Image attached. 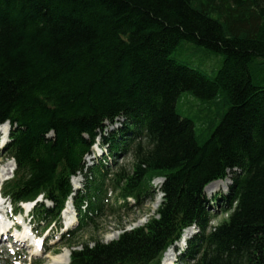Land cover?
<instances>
[{"label":"trees","instance_id":"trees-1","mask_svg":"<svg viewBox=\"0 0 264 264\" xmlns=\"http://www.w3.org/2000/svg\"><path fill=\"white\" fill-rule=\"evenodd\" d=\"M184 94L202 105L198 126L176 109ZM5 122L16 167L0 191L15 212L42 196L30 219L42 229L61 226L72 197L67 264H160L191 226L181 264H264V0H0ZM98 139L130 168L105 170L103 154L87 165ZM228 177L215 202L226 217L210 226L204 189ZM156 178L161 202L144 224L77 247L104 214L153 198Z\"/></svg>","mask_w":264,"mask_h":264},{"label":"rangeland","instance_id":"rangeland-1","mask_svg":"<svg viewBox=\"0 0 264 264\" xmlns=\"http://www.w3.org/2000/svg\"><path fill=\"white\" fill-rule=\"evenodd\" d=\"M185 58L188 60H186ZM185 58L183 59L185 63L193 65L195 67L200 66V62L203 61V59L201 61H198V58L194 57L192 53H187ZM206 69L204 67L202 68V70L208 74L209 72ZM176 109L181 115L192 118L196 126L199 125L202 105L197 98L189 94L182 95L176 102ZM120 121L121 120L119 119L113 124L107 123L106 133H109V131H111L113 128H117ZM99 143L100 139H98L96 144L93 146L92 154L86 156L85 160L87 162V165L98 164L99 161H103L101 158H99V156L103 154L105 160H107V162L105 161L107 163V165L105 166V170L111 171L114 170L117 166H122L126 170L130 168L132 162V156L130 154H120L118 156H112L106 149L99 145ZM9 163L10 159H7L3 151L0 149V168ZM225 180L227 181V183ZM225 180L213 181L212 183H210L209 187H205L204 189L205 196L208 200L207 207L211 218L210 226L218 224L226 217V213L223 210L224 202L219 199L218 204L215 205L217 197L227 192L230 178L228 177ZM71 183L73 186L80 188L83 185V176L80 174L73 176L71 178ZM161 183L162 180L159 178L153 180L152 187L150 188V192L153 193V198H146L142 200L143 204L140 208L134 206V201L132 199H129L128 201L130 204H128L126 208L122 207L120 210H118L117 214H104L96 220L95 225L83 228L81 230L83 232L79 233L78 237L75 238V241L78 242L77 247H80V244L83 240H87L89 238L99 239L103 242H108L112 239H115L120 233V226H125L127 229H130L131 227H136L144 224L149 216L151 217L155 214V211L157 210L161 202V194L158 191ZM224 184L226 185L224 186ZM105 189L106 196L104 198V206L109 208V206L113 204V199L116 196V192L113 189L111 180H107L105 182ZM4 206L8 209V201L4 203ZM2 211L3 209L0 210L1 213H3ZM1 213L0 219L2 220ZM30 217L31 216H29L27 219H30ZM9 219V222H11L12 219ZM61 224L64 225L63 217L61 218ZM76 225L77 223L75 222V225L69 229H74ZM31 226L32 225L28 222V220H26L21 224L20 229L17 233H14L13 231L11 235H8L10 237L9 241H0V264H33L34 262H36V264H49V261L53 255L63 253L64 249H67L70 252L74 248L66 247L65 245L66 241H70L66 240L69 236L68 228H65L63 226V228L58 229L56 228L57 226L55 227L52 224L50 230L48 228L42 233L41 238H43V241L42 246L40 247V240L37 234H41V227L36 226V229L32 230ZM191 228V232L187 236L186 240L197 232L196 227L192 226ZM185 230L187 231V228L184 229L182 234L186 232ZM15 234H18L19 237L23 234H27L28 236H30V239H28V241H26L25 243L18 242V244L11 245L12 239L17 238L14 236ZM185 247L186 246L183 244L182 240L177 242L174 248L169 249L168 252L170 259L167 260L166 263L172 260L174 261L173 264H181L178 259V255L180 254V251ZM15 257L17 261H14Z\"/></svg>","mask_w":264,"mask_h":264},{"label":"bare ground","instance_id":"bare-ground-1","mask_svg":"<svg viewBox=\"0 0 264 264\" xmlns=\"http://www.w3.org/2000/svg\"><path fill=\"white\" fill-rule=\"evenodd\" d=\"M7 137H8L7 125L6 124H1L0 125V149L1 150H3L4 146L7 143V140H8ZM13 169H14V167H13V162L12 161H10L9 164H6V165H4V166H2L0 168V186H1V184L3 183V181L5 179H7L8 177L11 176V174L13 172ZM226 183H227V181H226ZM209 185H207L206 187H209ZM225 185L226 184H224V186ZM1 203H2V200L0 198V207H1L0 210H2V208H3ZM30 207H31L30 204H28V203L24 204V208H25L26 211H28V209ZM70 208H71V199L69 198L67 203H66V205H65V207H64L63 213H62L63 214V219H64V225L63 226L65 228H68V229L73 227L75 225V222H76V217H75L73 211L70 210ZM2 216H3V213H1V217ZM2 220L5 221L3 219V217H2ZM2 220L0 219V241L2 240V238H4L5 235L7 236V229L10 227V224L12 223V222H6L5 221L6 222V224H5V222H3ZM15 220L20 222L21 221V216L15 217ZM190 232L191 231L188 228L187 231L182 234L181 240H186V238L190 234ZM15 237H17L16 238L17 242H22V241H24L25 239L28 238V235L27 234L26 235L23 234V235H21L19 237L18 234H15ZM38 245H39V243H38ZM69 254H70V252L67 249H64L63 253L53 255L51 257L50 261H49V264H67L68 260H69ZM163 256L164 257H163L162 263L166 264V261L170 259L169 252L166 251ZM168 264H170V263H168Z\"/></svg>","mask_w":264,"mask_h":264},{"label":"water","instance_id":"water-1","mask_svg":"<svg viewBox=\"0 0 264 264\" xmlns=\"http://www.w3.org/2000/svg\"><path fill=\"white\" fill-rule=\"evenodd\" d=\"M13 166L15 167V164L13 163Z\"/></svg>","mask_w":264,"mask_h":264}]
</instances>
